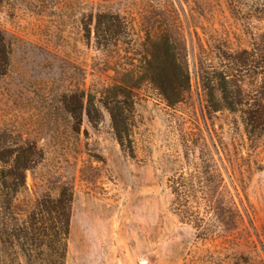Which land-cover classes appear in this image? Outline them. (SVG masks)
Instances as JSON below:
<instances>
[{"label": "rangeland", "instance_id": "374dc122", "mask_svg": "<svg viewBox=\"0 0 264 264\" xmlns=\"http://www.w3.org/2000/svg\"><path fill=\"white\" fill-rule=\"evenodd\" d=\"M108 11L128 33H96V15ZM0 32L8 44L7 63L0 59V149L32 143L42 151L21 199L71 185L65 264H264V133L248 136L222 107L215 78L201 79L256 35L228 0H0ZM164 35L186 43L188 88L180 85L174 105L142 80L151 46ZM257 83L246 77L238 86L249 92ZM114 87L130 93L117 99L121 142L98 102L106 97L113 107ZM81 93L79 122L71 111ZM204 165L221 179L213 200L223 213L173 193ZM18 262L15 248L0 245V264Z\"/></svg>", "mask_w": 264, "mask_h": 264}, {"label": "trees", "instance_id": "16d2710c", "mask_svg": "<svg viewBox=\"0 0 264 264\" xmlns=\"http://www.w3.org/2000/svg\"><path fill=\"white\" fill-rule=\"evenodd\" d=\"M228 5L232 15L242 22L246 33L254 30L256 35L252 36L251 47L248 49L239 52L228 49L220 70L208 67L206 77L202 76L201 79L209 83L211 78H215L222 107L230 114L238 115L245 133L257 139L264 133V0H228ZM103 25L106 27L104 30ZM95 29L96 33H117L118 36L128 33L124 20L112 11L96 15ZM173 32L174 29L166 33ZM185 44L183 36L176 39L169 35L160 37L151 46V60L147 62L146 74L142 77L143 81L160 92L169 105L180 102L181 84L185 89L188 88ZM7 45L4 34L0 32V59L5 63L8 61ZM204 54L203 58L209 55ZM246 77L258 80L253 91L245 92L238 86ZM207 86L209 101L213 103V89ZM111 92L116 102L113 107V103H109L110 99L106 97L98 102L110 115L116 138L121 142L123 111L117 99L119 96L128 98L130 93L122 87H114ZM83 98L84 94L81 93L77 101L79 110L71 111L73 118L79 122L78 111L84 108ZM215 108L217 110L218 106ZM85 111L88 121L93 123L91 114L96 109L91 97H87ZM41 160L42 151L32 143L0 149V245L15 248L19 259L17 264H65L66 260L70 204L73 198L71 185L64 184L54 196L21 199L26 195V174L35 170ZM216 174V170L208 165L196 168L191 178H181L180 183L174 185L176 199L188 202L191 197L199 205L204 201L206 213H215L217 210L222 212L223 208L213 200L218 188L217 181L221 183ZM198 194L202 198L199 199ZM203 230L200 228V231Z\"/></svg>", "mask_w": 264, "mask_h": 264}]
</instances>
